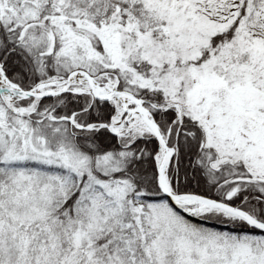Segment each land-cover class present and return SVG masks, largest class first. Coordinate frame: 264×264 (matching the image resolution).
<instances>
[{
    "label": "snow or ice",
    "instance_id": "obj_1",
    "mask_svg": "<svg viewBox=\"0 0 264 264\" xmlns=\"http://www.w3.org/2000/svg\"><path fill=\"white\" fill-rule=\"evenodd\" d=\"M0 264H264V0H0Z\"/></svg>",
    "mask_w": 264,
    "mask_h": 264
}]
</instances>
